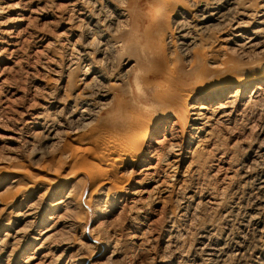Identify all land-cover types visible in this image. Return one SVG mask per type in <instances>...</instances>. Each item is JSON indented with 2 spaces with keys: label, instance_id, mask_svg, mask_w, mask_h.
I'll use <instances>...</instances> for the list:
<instances>
[{
  "label": "rangeland",
  "instance_id": "374dc122",
  "mask_svg": "<svg viewBox=\"0 0 264 264\" xmlns=\"http://www.w3.org/2000/svg\"><path fill=\"white\" fill-rule=\"evenodd\" d=\"M69 1L73 2L74 0L72 1L71 0H36V1L35 0L33 1L32 0H0V40H1L0 41V52H2L1 53L2 55L0 54V60H1L0 61V207L1 206L3 207V205L13 195H14L13 198H11L9 201L14 199V197L17 195V192L20 191L19 189L21 190L24 189V186L25 188H27L26 186H28L29 184H32V185L38 184L39 186L42 185L40 187L41 189H34L36 191L30 197V199L34 198L35 200H37L38 196L43 194V192L45 191V188H47L45 186H48L50 183L52 182L59 183L65 178H70L72 180L70 185L66 186L65 188H62V191L57 195V197L55 196V199L63 198V196L70 189L75 188L74 190H77V191L73 190L74 191L73 196L74 197L77 196L79 198L80 196L76 194L79 191L80 192L78 194H81V197L79 199L77 197L74 198L77 201H80V204L78 207L79 209L77 207L70 205L71 209L68 207L67 210H72V211L69 213V211L66 210V213H64V216L62 217L63 218L62 219L63 221H61L62 223L55 226V228H53V232L55 233L54 234L55 238L53 237V240H50L47 242L43 241L47 243V244L44 243L45 245L43 244V249L46 251H48V249L50 250V253H49L50 258L48 260L49 263H45V264H50V262L51 264L53 263L55 264L56 263L57 264H78L79 263L80 264L82 262H85V264H93V263L103 264V262L104 264H111V262H114L112 264H115V262L116 264H183L184 262H186L185 264L187 263L194 264L195 262L196 263L198 262L197 264H223V263L230 264V262L231 264L232 263L233 264H236V263L237 264H264V240H263L264 239V220H263L264 219V206H263L264 205V195L262 196L259 195L260 196L259 198H255V195H256L255 190H253L252 195L248 194L250 191L249 190L250 189L249 185H251L250 182L254 178H256L260 174V172H255L253 177H251L252 179L249 178L248 181H245V183H241L240 185L234 182V181H237L239 177L238 165H240L239 164L240 162L245 161L247 159L246 161L251 162L250 165L252 166V169H258L264 163V89H263L264 86H261L262 90H260L261 88L256 89L255 85L244 87L242 85L243 75L236 73L234 75L232 74L233 75L232 76L230 73H229L230 75H228V73L226 74L224 72L225 71L224 66L226 65L225 63L249 65V64H258L260 60H263L264 58V39H263L264 29H263V35H262V31L256 34L255 36L256 40L254 39V42H257V44L254 47H252L251 49H248L246 52L242 50L240 52L239 49H236V50L233 49L235 47H233L234 44H232L231 42L222 41L223 39L221 38H225L226 36L224 35L226 33V29H222L221 27L214 25L215 23L214 24L212 23L206 29L202 28L205 31L200 28H196L197 30L196 31V30H193L195 29V27L192 29L191 27L192 24L190 23L187 24V22L185 21L183 22V24H185L184 27L182 26L181 28L184 30V32L186 31L188 45H181L180 44L181 40L177 42V39H178L177 35H178L180 28L170 18L169 13H168V17L165 20H163L162 18H155V19L148 18L147 19L145 14H143L144 11L141 10V13H137V15H135L134 20H131L130 18L127 29L125 28L122 31V33H116L115 35L112 36L113 37L112 40L115 42L113 53L114 54L117 53V55H115V58H112L111 59L112 61L109 63L108 62L109 60H107L108 55H109L108 50L106 51L105 48L102 47V45H99L100 44L99 42L102 40V38H100L96 32H95L96 34L94 32L88 33V35L83 34L84 33L83 31L86 32V28H85L87 26L86 22L85 21L83 22L74 21L71 19V17L69 18V16H71L70 13H72L71 11L72 3H70ZM195 1L196 0H185V3L193 5ZM246 1L247 0H244L243 2L246 3ZM248 1L247 2L249 3V8L251 10L255 8L254 10L259 9L262 12L264 11V6H263L264 0H252V1L248 0ZM66 3H70V4L67 5ZM223 4H224L223 8L225 10H228L229 5L225 3ZM148 6L149 4H147L145 8ZM196 10L197 9L195 6L191 7V12L192 13L194 12V15L196 13ZM236 10L238 9L236 8ZM61 12L62 14L64 12V14L61 15ZM235 14L238 17L237 19L241 20L239 18H241L242 15H238L237 12ZM63 17H64L63 20L65 21L62 20ZM251 17L253 19H251ZM251 17H244L245 20L247 21L250 20L248 21L250 25L247 23L243 27V29L246 30L247 34H249L252 31V29L257 28L255 24V20H254L256 16H254L255 18L253 16ZM69 19H70V22H69ZM79 22H80V25H79ZM72 24L74 25V28L77 26V30L75 28L74 31L70 32L69 28H71ZM82 24L84 25V27ZM167 24L170 27L169 29H168ZM6 30L7 31L9 30L8 32L10 33H7ZM61 32L63 35L61 34ZM80 32L83 35H81ZM65 33L66 35H64ZM76 33L79 35V38H78V35H76ZM160 33H166L167 35H170L172 37V40H170L171 38L168 39L170 41L167 42L165 46H162V44L160 43L158 45V42H159L158 37ZM213 34L216 39L214 38ZM94 35H95V38H94ZM249 35H252V34L250 33ZM88 36H90L89 39H87ZM194 36H199V37H194ZM77 38L78 40L80 39L79 43H78ZM217 38L219 39L217 40ZM207 40H209L208 41L209 44L207 43ZM81 41L83 42V44ZM88 41H89L88 44H91L92 46L85 43ZM206 43L208 44V46H206L207 45ZM150 45H153L152 49L150 48ZM83 46L85 48H82ZM158 46L161 47L162 50L163 49L165 50L163 51L166 54V59L168 60V62L174 60V62L180 63L184 67V69H186L189 72L185 78L186 80H185L184 87L182 89H178L175 93H172L169 96L170 102L175 103L176 101L181 100L182 98H185L184 100H186L190 93L187 90L188 89L190 90V88L193 89L194 87V91H195L193 93L194 97L187 99V102H189L190 104H203L206 106V108L202 110V112L204 113L203 119L199 120V122L194 125L196 128L198 127V130L197 129L194 130L192 129V127H190L191 123H193V121H191V117H194V115H191L189 113V116H182L181 114L183 112V109L178 110V112L170 111L168 108H165L164 102L161 101L159 103H156L154 99L149 101V103L147 104L149 109H148V112L146 111L145 114L146 116L151 118V120L155 121L154 122L155 124L152 125L151 131L149 133L150 137L152 138V141H151L152 144H154V146H157V143L155 142L156 139L157 141L160 142L159 143L160 145H158L159 147L158 150L160 153L162 152L161 154H165V151H163L162 149L163 145L165 147L166 143L174 139L179 144H181L182 147H184L182 152L186 158H184L181 162L175 163L176 168H170L169 164H174V162L172 163L173 159H171L172 158L171 155H169L170 160L168 163V167L167 165L166 166H163L164 164L162 165L163 169L164 167H166L165 168L166 170H163L164 172H162V176L160 177L161 180L163 181H160V182H163V185L169 184L166 186L168 187V189L166 188V190H168L169 192L165 190L157 191L155 189H152L155 183L148 182L146 179H145L146 182L142 181V179L145 177L144 175H141V177L139 176V177H133V178L130 176L121 177L120 172L123 169V167L120 166L122 164V161H120L121 158L119 154H117V152L114 150L115 148L111 150V147L107 146L109 147L107 148L105 146L106 143L104 144L105 141L103 140V137H106L105 132L102 131L103 129L101 126L100 127L98 126V123H99L98 120L101 118L103 114L102 112H104V109L102 110L100 109L101 111L96 109L97 111H94V116L89 122L85 121V123L79 124L80 128L79 127L78 128L81 131V132L79 131V136H82V135L84 136H82V138L78 137L77 139L74 138L75 134L73 132L76 130V127L78 126L77 124L79 122H76V124H74L75 122H71V118L69 119L70 120L69 121L67 111H65L66 106H68L70 100L73 99L75 95L77 94L79 95L81 91H82V94L87 93V90H89L88 91L89 94L95 91V93H92L91 95L92 97H95V99H98L99 97L98 91L107 89L106 91L110 92L109 94L110 98L113 97V95L117 94L116 96L117 98L124 99L127 96L125 93L126 92L125 83L123 81L116 80V77L121 78L118 75L123 74V72L125 71H126V74L127 73L134 74V72H140V71L145 72V70L148 71L153 66L156 67L159 65L160 67L164 69L165 73L167 74V72L169 71V66H165V60L164 59L159 60L160 56L156 55L157 53H160V51L158 50L160 48ZM205 46H206V49H205ZM93 47H96V48H93ZM100 48L101 49L104 48V50H101ZM185 48H188V50L184 51ZM88 50L89 52H87ZM79 51L80 53H78ZM83 51L86 57L83 54ZM92 51L93 52L95 51L94 54L92 53ZM96 51H99L97 55H96ZM88 55L90 56V58ZM91 56H93L92 58L94 60L91 58ZM197 56L199 58L196 59ZM203 57H207V58L204 59ZM75 58H77L78 60L81 58V61L80 60L76 61ZM99 58L102 62L101 65H99V63H101L100 61H98ZM90 61L94 63L93 66L96 69H99V68L101 69L100 66H103L102 69L104 70H108L109 68L114 69L115 67V69L113 70V74L116 77L114 75H111V76L106 77L104 81L103 80H100L99 82L96 81L95 84L94 83L91 84V85H94L92 87L96 89L90 88L91 86H87L88 85L87 83L90 82V79L93 75L86 76L84 74V72H86V68L90 66L88 65ZM73 62L75 63L74 65H73ZM69 63L72 66L71 65L68 66ZM205 65L207 66L206 68H204ZM93 66L91 67V70H93ZM69 67L70 69L75 68L74 71L73 69H71L73 71L72 74H70L71 70L69 69ZM202 68L205 70V72ZM198 70H201V73L206 74V75H203L204 76L203 78H202V74H200L201 77H199V80L200 79L207 80L206 82H204V83H207V86H205L206 87L205 89L204 88L198 89L197 85L199 81L197 82V80H195L194 75H191L197 72ZM225 76H231L229 80L226 81L228 84H230V88L225 91V96H224L225 98L223 97L222 99H216V98H211L209 96H206L205 93L209 91L208 88H210L211 90L214 89L217 86L216 84H218L217 80L221 78H226ZM78 78L80 79L78 80ZM84 81H87V83ZM118 81H120L121 83H119ZM104 82L108 84L106 85L107 88L105 87ZM98 83H100V85L102 86H100ZM122 83L124 86L122 85ZM84 85H85V88L88 87L89 89L86 88L87 89L86 90L84 88ZM82 88L86 91H84ZM255 90L257 91V93L252 92ZM257 94L259 96H257ZM50 96H52L53 98ZM61 97L62 98L67 97L68 100L66 99L65 101V98L61 100L62 99ZM54 98H56V100ZM115 101H113V103H115ZM226 101L228 102L226 104L227 112H230V113L229 115L222 117V115H220L222 114V112H220L221 108L219 106L221 105V103L223 104V102H226ZM231 103L233 106L231 105ZM41 105H44V106H41ZM46 105L49 107H47ZM109 106L110 105H108L106 108H109ZM229 108L232 110H230ZM42 109L43 111L45 110L48 112L50 111L49 113L51 115L55 112V114L53 115L54 117L57 118V119L55 118V120L56 121L58 120L59 123L63 124L66 122L63 125L61 124L62 126L61 125L59 126L58 129L60 131L57 130V132L59 133L62 132L63 134L62 133L60 135L57 134V137L53 139L54 141L53 140L46 141V140H41L40 138L38 139V137L36 138L34 137L33 141L30 140L26 142L25 140L28 139V135H30V131L33 129L31 127L32 126L31 121L33 120L32 117H34L35 114L41 111ZM58 109H60L61 111ZM98 111H100L101 113L100 117H97L99 115ZM234 111L235 112L237 111V113H235ZM227 116H229L230 118L228 117L229 118L228 119ZM96 117L97 119H94ZM93 120H95L94 121L95 123L93 122ZM206 120L208 122H206ZM201 121L205 123L204 126L206 124L208 125H206V127L204 126L202 127L203 123ZM92 122L93 124H91ZM71 123H73V125ZM90 124L92 127L90 126ZM23 126L24 128H21ZM93 126H97V127H93ZM85 127L86 129L87 128L88 129L84 130L82 133V130L85 129ZM91 128H93V130ZM95 128H96V131L99 130L100 132L101 131L104 132V134L102 133L103 134L102 137H100L99 134L97 133L95 135V132H96L94 131ZM89 130L91 131V133L93 131L94 132L93 134L99 139V140L97 139L98 140L97 142L96 140L94 141V139L91 140L92 138L90 139V135L88 134ZM211 131L213 132L211 133ZM25 132H27V134L29 132V134L27 135ZM85 135H88L89 138ZM94 135H93V138L96 139ZM87 139L88 140L90 139L91 141L89 142H92V143H89ZM31 142H33V145L31 144ZM78 142L80 143L82 142V143L80 144ZM82 144H86L87 147H85V145H82ZM248 148L250 150H248ZM225 150L226 152H224ZM193 152H195L196 154ZM111 153L113 154L112 158H111ZM190 154L192 155L195 154V155L192 156ZM220 155H223L224 157L223 156L221 157ZM96 156L98 157L96 158ZM102 156H104L103 159H102ZM232 156L233 157L235 156V157L232 159ZM228 157H230V159ZM115 158L117 160H115ZM190 158L193 159L195 164L191 162ZM221 158L222 159L224 158V159L221 160ZM235 159L237 163L236 167L233 166ZM224 161L225 163H223ZM188 163L190 164L188 165ZM90 165H92L93 169H91ZM14 168H17V169H14ZM20 168H22L21 172H19ZM224 168L225 169L227 168V169L225 170ZM9 169H11V171ZM84 169L88 173L85 172ZM88 169H91V171H99L98 173H100V177L98 176L97 172H96L97 176H96V173L95 175L90 173L91 174V177H90L89 176L90 170ZM230 170L232 172H230ZM16 171H17V175L15 176L14 172ZM166 171H167L168 176L166 175ZM233 172H236V173H233ZM20 173H22L23 175H20ZM101 174L104 177H102ZM184 174L185 176H183ZM93 175L94 177H92ZM105 175L110 176L112 179L117 177V180L114 179L116 181L114 182L115 183L114 187L109 185L111 188L113 187V189H110L109 186H107L106 189L100 188L102 187L101 183L103 182V179L107 177ZM118 175H120V177ZM171 176L172 178H174V180H172ZM221 177H223L225 180H223V178ZM118 178L122 180L120 181L121 183L117 182L120 180V179L118 180ZM230 178L232 181L230 180ZM18 179L19 181H17ZM77 180L79 181L77 182ZM100 180H102V182ZM136 180H139V181L137 182ZM165 181L168 183L165 184ZM15 182L18 183L17 187H15L16 186ZM99 182H100V185L98 184ZM179 182H180V185H179ZM230 182H232V184H230ZM10 183L12 184L10 185ZM118 183L121 184V185L119 184V187H118ZM122 184H124L125 186L124 188ZM235 184L237 185L235 186ZM12 185L13 186L15 185V186L12 188L11 187ZM32 185H29L28 188H30V186ZM72 185L74 186V188L72 187ZM97 185L100 187H98ZM142 186H147L148 193L143 195V200H144L143 202L145 201L146 202L144 204L143 202L139 204H134L133 202L130 201L132 195H130L129 193L135 187H142ZM120 187H122L123 189L122 191L121 189H118ZM241 188L246 189V190H243ZM109 189L111 191H109ZM198 190H199V193H198ZM90 191L92 193H90ZM241 192H242V196L240 197ZM96 193H98L97 197H95L96 195H94ZM60 194L62 195L59 196ZM91 194L93 195L92 197L94 198L93 200H91L92 202L90 201L88 202V200L91 197ZM154 195L156 199L154 198ZM87 196H90V197L88 198ZM151 196L153 197V201L150 200V198L152 199ZM200 196H202V198ZM257 200L259 201L257 202ZM96 201H98L99 203ZM155 201H158V202H155ZM189 203H191L192 205ZM240 203H243V204H240ZM245 203L247 204L246 206H245ZM128 206L130 207V209ZM144 206H147V207L145 208ZM121 208H123L122 212H121ZM237 209L239 211H237ZM244 212H245V215H244ZM46 215H48V213H46ZM76 215L79 218L82 217V219H79ZM249 215L251 219H249L250 218ZM45 217L47 216L41 217L40 221H38L39 220L38 219L35 222V225L33 224V227H31V229L27 228L26 230V227H25L24 231L21 230L19 234L16 235L17 241H15V239L11 241V242H14L12 243V245H9V246L7 245L5 247H2V248H5L4 251H6L7 256H4V262H1V264L3 263L4 264H26L24 262L25 260H27L25 257L27 255H30L31 252L34 251L35 248L39 246L42 242L41 240L40 241L31 240V236L38 235V233L41 232L45 227L51 226L53 224L52 222H49V221L47 222V219L46 220L44 219L47 224L45 223V221H44L45 224L41 223V221ZM76 217L80 220L79 222L76 221L78 220L76 219ZM7 218L13 219V218H9L8 216ZM226 218L228 221L226 220ZM238 219H239V222H237ZM37 222L40 224H38ZM247 222H248V225H247ZM238 223H240V225ZM72 224L75 226L77 225V226L75 227ZM20 227H24L23 222L19 223L18 226L14 228H20ZM81 227H83V229ZM169 227H171V230L169 229ZM91 228H94V229H91ZM146 229H148L146 233H149V234H144ZM168 229L170 232L169 231L167 232ZM61 231H64V232H61ZM226 231H228L229 234ZM97 232L99 233V236ZM212 233H214L217 238L215 237L214 234L212 235ZM110 234L113 236H111ZM133 234L135 235L136 238L134 237ZM251 234L253 237H251ZM146 236H147V239H145ZM63 237H65L66 239ZM168 237H170L171 239L170 238L168 239ZM17 238L21 239V241L20 240L18 241ZM69 238L72 242L68 241ZM78 239H80V241ZM73 240L76 243H74ZM117 240L119 241V244ZM260 240H261V243H260ZM105 241L107 242L111 241L112 245L115 244V246H113L114 248H111L110 250L104 249L105 243H106ZM141 241L143 242L141 243ZM17 242H19L20 244L19 243L17 244ZM117 244L119 245V248L117 247L118 246ZM14 245H16V247ZM262 246L263 248L261 249L260 247ZM65 247L67 248L71 247L70 249H68L69 251H67L66 254L63 253V248ZM78 249L82 251L79 252ZM209 249H212L213 253H215V256L213 257L214 259H210V257H207V255L205 254ZM197 251H199V253ZM90 252H93V253L89 254ZM53 253H55L56 255H54ZM227 253H230L231 255ZM9 254L10 256H8ZM226 254L229 256H227ZM196 255L199 256V258ZM201 255L204 256L203 257L204 259L202 258ZM233 257L235 258V261L233 260ZM216 258L218 259V261L215 260ZM253 258L254 260H252ZM34 262H38V260Z\"/></svg>",
  "mask_w": 264,
  "mask_h": 264
},
{
  "label": "bare ground",
  "instance_id": "6f19581e",
  "mask_svg": "<svg viewBox=\"0 0 264 264\" xmlns=\"http://www.w3.org/2000/svg\"><path fill=\"white\" fill-rule=\"evenodd\" d=\"M33 1V0H32ZM36 1V0H35ZM72 1V0H71ZM241 0H196L195 3L192 5V4H187L185 3V0H74L73 2H70L72 3L71 6V11L72 13H70L71 16H69V18L71 17L72 20L74 21H85L87 26L85 27L86 28V32L83 31L84 33L83 34H87L88 33H92V32H96L97 35L102 38V40L98 43L99 45H102V47L105 48V50L107 51L108 50V59L109 60L108 62L110 63L112 60V58H115V55L113 52H114V45H115V42L112 40V36L115 35L116 33H122V31L129 25V21H130V18L131 20H134V17L135 15H137V13H141V10L144 11L143 14H145V16L147 17V19H155V18H162L163 20H165L167 17H168V13H169V16L170 18L174 21V23L180 28L179 32H178V39H177V42H179L180 40V44L181 45H188L187 43V37H186V31L184 32V30L181 28L182 26L184 27L185 24H183V22H187L192 24V29L195 27V29L193 30H196V28H207L209 27L212 23L218 27H221L222 29H226V33L224 35L225 38H221L223 39L222 41H225V42H231L233 45V48L234 50L236 49H239L240 52L241 50L246 52L248 49H251L252 47H254L257 42H254V39H255V36L257 33H259L260 31H262V35H263V29H264V11L262 12L261 10H251L249 8V1L246 3L241 1ZM252 1V0H250ZM26 2V1H25ZM29 3V1H28ZM70 3H66L67 5L70 4ZM227 4L229 5V8L228 10H225L223 8L224 4ZM251 3V2H250ZM254 3V2H253ZM252 3V5H253ZM65 4V5H66ZM149 4L148 7L145 8V6ZM260 5V4H258ZM192 6H195L196 7V13L194 15V12L192 13L191 12V7ZM264 6V4H263ZM66 7V6H65ZM64 7V8H65ZM227 7V6H226ZM239 7V8H238ZM68 8V6H67ZM70 8V7H69ZM236 8L238 10H236ZM261 8V6H260ZM263 8V7H262ZM64 10V9H62ZM68 10V9H67ZM70 11V10H69ZM66 12V10H65ZM233 12V13H231ZM238 13V15H242L241 20H238L237 16L235 13ZM51 14V13H50ZM64 14V12H63ZM62 12H61V15H63ZM68 14V13H67ZM52 15V14H51ZM59 15V16H61ZM251 16H256V18L254 19L255 20V24L257 26V28L255 29H252V31L250 32L252 35H249L246 33V30L243 29L244 25L245 24H249L248 21L250 20H245L244 17H251ZM48 17V16H47ZM145 17V18H146ZM240 17V16H239ZM61 19V17H60ZM64 19V17L62 18V20ZM251 19H253L251 17ZM168 20V19H167ZM65 21V20H63ZM252 21V20H251ZM67 22V21H66ZM69 22H70V19H69ZM72 22V21H71ZM73 23V22H72ZM75 23V22H74ZM69 24V23H68ZM186 24V25H187ZM78 25V24H77ZM79 25H80V22H79ZM83 25V24H82ZM81 25V27H82ZM250 25V24H249ZM76 26V25H75ZM168 26V29L170 28L169 25L167 24ZM176 26V27H177ZM188 26V25H187ZM186 26V27H187ZM190 26V25H189ZM215 26V27H216ZM247 26V25H246ZM70 27V26H69ZM80 27V26H79ZM78 27V29H79ZM84 27V25H83ZM185 27V29H186ZM212 27V26H211ZM214 27V26H213ZM76 30H77V26L75 27ZM74 28V25L72 24L71 28H69V31L72 32L75 30ZM68 29V27H67ZM83 29V28H82ZM81 29V30H82ZM221 29V30H222ZM85 30V29H84ZM204 30V29H202ZM213 30V29H212ZM211 30V31H212ZM9 31V30H8ZM6 30L7 33H10ZM80 31V30H79ZM178 31V29H177ZM197 31V30H196ZM205 31V30H204ZM228 31V32H227ZM82 32V31H81ZM80 32V33H81ZM192 32V31H191ZM195 32V31H194ZM208 32V31H207ZM95 33V34H96ZM210 33V32H209ZM221 33V32H220ZM223 33V32H222ZM62 34V32H61ZM69 34V33H68ZM81 33V35H83ZM261 34V33H260ZM63 35V34H62ZM66 35V33L64 34ZM76 35H78L76 33ZM198 35V34H197ZM217 35V34H216ZM222 35V36H224ZM91 36V35H90ZM87 39H89V37ZM189 36V34H188ZM201 36V35H200ZM212 36V35H211ZM214 36V34H213ZM260 36V35H258ZM81 37V36H80ZM194 37H199V36H194ZM78 38H79V35H78ZM77 38V40H78ZM82 38V37H81ZM86 38V37H85ZM94 38H95V35H94ZM169 38H171L170 40H172V37L170 35H167L166 33H160L159 34V37H158V45L159 43L162 44V46H165V44L167 42H169L170 40H168ZM191 38V37H190ZM208 38V37H207ZM215 38V36H214ZM212 38V39H214ZM260 38V37H259ZM93 39V37H92ZM97 39V38H96ZM196 39V38H195ZM216 39V38H215ZM219 38H217L218 40ZM264 39V38H263ZM80 40V39H79ZM79 40H78V43H79ZM82 40V39H81ZM86 40V39H84ZM83 40V41H84ZM91 40V39H90ZM99 40V39H98ZM97 40V41H98ZM168 40V41H167ZM190 40V39H189ZM193 40V39H192ZM206 40V39H205ZM256 40V39H255ZM1 41V40H0ZM67 41V40H66ZM209 40H207V43H208ZM82 42V41H81ZM96 42V41H95ZM94 42V43H95ZM260 42V41H259ZM262 42V41H261ZM86 44L89 43L88 42H85ZM93 43V44H94ZM206 43V44H207ZM17 44V43H16ZM83 44V42H82ZM81 44V45H82ZM199 44V43H198ZM209 44V43H208ZM208 44L206 46H208ZM225 44V43H224ZM261 44V43H260ZM90 46H92L91 44H88ZM87 45V46H88ZM122 45V44H120ZM226 45V44H225ZM97 46V45H96ZM206 46H205V49H206ZM210 46V45H209ZM99 47V46H98ZM159 47V46H158ZM202 47V46H201ZM228 47V46H227ZM258 47V46H257ZM256 47V49H257ZM82 48H85L84 46ZM90 48V47H89ZM93 48H96V47H93ZM101 49V50H104ZM150 48L152 49L153 48V45H150ZM160 49H158L160 51V53H157L156 55H159L160 58L159 60H165V66H169V71L167 72V74L165 73L164 69L162 67H160L159 65L156 66V67H152L151 69H149L148 71L145 70V72L143 71H140V72H134V74L132 73H127L126 74V71L123 72V74H119L118 76H120L121 78H117L114 74H113V70L115 69H108V70H104L102 69L103 66H100L101 69H96L94 68V63L92 61H90V63L88 65L90 66H86V72H84V74L86 76L88 75H93L90 79V82L87 83V81H84L86 82L87 86H91L90 88H93L92 86L94 85H91V84H95L96 81L99 82L100 80H105L106 77L108 76H111V75H114L116 77V80H120V81H123L125 83V86H126V97L124 99H119L117 98V94L116 95H113V97L110 98V92L106 91L107 89H104V90H101V91H98V99H95V97H92V93H95V91L93 89H96V88H93L92 90L94 92H91L90 94L88 93L89 89L88 87L85 88V85H84V88L87 90V93H84L82 94V91L81 93L78 95H75V97L73 99L70 100L68 106H66V110L67 111V114H68V120L71 118V122H75L74 124H76V122H79L76 127V130L73 132L75 134V139H77L78 137H81L84 136H79V131H80V127H79V124H82V123H85V121H90L93 116H94V111H97L96 109L98 110H102L104 109V112H102V116H101V113L100 111L99 112V115L97 117H100L101 118L98 120L99 123H98V126L102 127V131L105 132V136L106 137H103V140L105 141L104 144L106 143V147L109 146L111 147V150L113 148H115L114 150L117 152V154H119L121 160L122 161V164L120 166L123 167V169L121 170L120 172V175L121 177H127V176H130V177H141V175H144L145 177L142 179V181H145V179L148 181V182H153L155 183L153 188L152 189H155L157 191H161V190H165V191H168L166 190V188L168 189V187H166L167 185L169 184H166L168 182L165 181V184L166 185H163V182H160V181H163L161 180V176H162V172H164L163 170H166L164 167L163 169V166H166L168 167V163H169V160H170V156L171 155V159L172 160V163L174 162V164H169L170 165V168H176V164L175 163H178V162H181L184 158H186L184 155H183V148L181 144H179L175 139L166 143L165 147L163 145V151H165V154H161L158 150V145H160L159 141H157L156 139V143H157V146H154V144H152V138L150 137V131H151V127L152 125H154L155 121L154 120H151V118H149L148 116H146V111L148 112V106L147 104L149 103V101H151L152 99H154V101L156 103H159V102H164L165 103V108H168L170 111H175V112H178V110L180 109H183V112H182V116H189V113L191 115H194V117H191V121H193V123H191L190 127H192V129H197L198 130V127L196 128L194 125L196 123L199 122V120L203 119V112L202 110L206 108L205 105L203 104H190L189 102H187V99H190L192 97H194V87L193 89L190 88V90L188 89L187 91H189V96L186 100H184L185 98H182L181 100H178L176 101L175 103H171L170 100H169V96L172 94V93H175L178 89H182L185 85V78L186 76L188 75V71L186 69H184V67L180 64V63H177V62H174L173 61H169L166 59V54L164 53V51L161 49V47H159ZM227 49V48H226ZM225 49V50H226ZM90 50V49H89ZM89 50L87 52H89ZM99 50V49H98ZM156 50V49H155ZM182 50V49H181ZM188 48H185L184 51H187ZM72 51V50H71ZM85 51V50H84ZM84 51H83V54H84ZM105 51V52H106ZM228 51V50H227ZM253 51V50H252ZM255 51V50H254ZM77 52V51H76ZM95 52V51H94ZM94 52L92 51V53L94 54ZM191 52V51H190ZM230 52V51H229ZM251 52V51H250ZM2 52H0L1 54ZM70 53V52H69ZM68 53V54H69ZM80 53V51L78 52ZM86 53V52H85ZM91 53V54H92ZM97 53H99V51H96V55ZM102 53V52H101ZM156 53V52H155ZM185 53V52H184ZM232 53V52H231ZM230 53V54H231ZM88 54V53H87ZM107 54V53H105ZM244 54V53H243ZM242 54V55H243ZM2 55V54H1ZM80 55V54H79ZM82 55V54H81ZM85 55V54H84ZM90 55V54H89ZM88 55V56H89ZM190 55V54H189ZM197 55V54H196ZM67 56V55H66ZM72 56V54H71ZM122 56V55H121ZM200 56V55H199ZM207 56V55H206ZM245 56V55H244ZM77 57V56H75ZM79 57V56H78ZM81 57V56H80ZM86 57V55H85ZM93 56H91L92 58ZM96 57V56H95ZM157 57V56H156ZM169 57V56H168ZM194 57V55H193ZM71 58V57H70ZM82 58V57H81ZM81 58L79 59L81 61ZM90 58V56H89ZM106 58V57H105ZM158 58V57H157ZM170 58V57H169ZM192 58V56H191ZM199 58L198 56L196 57V59ZM204 59L207 58V57H203ZM76 61L78 60L77 58H75ZM93 59V58H92ZM118 59V58H117ZM72 60V59H71ZM78 60V61H79ZM94 60V59H93ZM1 61V60H0ZM83 61V60H82ZM100 58H99V60ZM104 61V60H102ZM114 61V60H113ZM128 61V60H127ZM72 62V61H71ZM75 62V60H74ZM73 62V65L75 64ZM95 62V61H94ZM97 62V61H96ZM141 62V60H140ZM187 62V61H186ZM77 63V62H76ZM80 63V62H79ZM99 63V62H98ZM105 63V62H104ZM103 63V65H104ZM114 63V62H113ZM97 64V63H96ZM95 64V65H96ZM101 63H99V65H101ZM112 64V63H111ZM222 64V63H221ZM226 65L224 66V72L228 75H234L236 73H239L241 75H243V80H242V85L244 87H249L251 85H255L256 89H259L261 88L260 90H262V87L261 86H264V58L263 60H260V62H258V64H249V65H245V64H228V63H225ZM66 65V64H65ZM71 64L69 63L68 66H70ZM83 65V64H82ZM85 65V64H84ZM87 65V64H86ZM98 65V67H99ZM108 65V64H107ZM153 65V64H151ZM66 66V67H68ZM72 66V65H71ZM93 66V70H91V67ZM216 66V65H214ZM223 66V65H222ZM74 67V66H73ZM96 67V66H95ZM150 67V66H149ZM198 67V66H197ZM207 66L205 65L204 68H206ZM77 68V67H76ZM79 68V67H78ZM106 68V66H105ZM65 69V68H64ZM70 69V67H69ZM73 69V68H71ZM70 69V70H71ZM75 69V68H74ZM73 69V71H74ZM203 69V68H202ZM69 70V71H70ZM85 70V68H84ZM96 70V71H95ZM120 70V68H119ZM204 70V69H203ZM72 70L70 71L72 74L73 72ZM82 71V69H81ZM122 71V70H121ZM64 72V71H62ZM115 72V71H114ZM205 72V70H204ZM61 73V71H60ZM69 73V72H68ZM67 73V74H68ZM230 73V74H229ZM64 74V73H63ZM69 74V76H70ZM83 74V76H84ZM202 74V78L204 77L203 75H206L204 73H201V70H198L197 72L191 74V75H194L195 77V80H197L198 82V89H205L207 86V83H204L206 82L207 80L206 79H200L199 80V77H201ZM238 74V75H239ZM123 75V76H122ZM232 75V76H233ZM237 75V76H238ZM68 76V75H67ZM224 77V76H223ZM226 78H221V79H218V84H216L217 86L214 88V89H209V91H207L205 93L206 96H209L211 98H216V99H222L224 96H225V91L228 90L230 88V84H228L226 81L229 80V78L231 76H225ZM241 77V76H240ZM82 78V77H81ZM111 78V77H110ZM68 79V78H67ZM80 78H78L79 80ZM81 81V80H80ZM83 81V79H82ZM108 81V80H107ZM110 81V80H109ZM120 81H118L119 83H121ZM83 82V83H84ZM241 82V81H240ZM79 83V82H78ZM105 83V87L107 88L106 85V82ZM114 83V82H113ZM151 85H150V84ZM80 84V83H79ZM100 85V83H98ZM111 84V82H110ZM97 85V86H99ZM120 85V84H119ZM123 85V83H122ZM153 85V86H152ZM96 86V85H95ZM102 86V85H100ZM104 86V84H103ZM124 86V85H123ZM110 88V87H109ZM212 88V87H211ZM83 89V88H82ZM99 89V88H98ZM264 89V88H263ZM84 90V89H83ZM84 90V91H86ZM91 90V89H90ZM239 90V89H238ZM237 91V90H236ZM259 91V90H258ZM52 92V90H51ZM49 92V93H51ZM253 93H257V91H252ZM79 93V92H77ZM261 93V91H260ZM259 93V95H260ZM49 95V94H48ZM112 95V94H111ZM184 95V94H183ZM229 95V94H228ZM233 95V94H232ZM231 95V96H232ZM256 95V94H255ZM257 94V96H259ZM67 96V95H66ZM74 96V95H72ZM94 96V94H93ZM96 96V94H95ZM240 96V95H239ZM49 97V96H48ZM52 97V96H50ZM184 97V96H183ZM53 98V97H52ZM62 98V97H61ZM65 97H63L61 100H63ZM69 98V97H68ZM72 98V97H70ZM225 98V97H224ZM231 98V97H230ZM56 100V98H54ZM58 99V98H57ZM67 97L65 98V101H66ZM116 99V101H115ZM234 99V98H233ZM52 100V99H51ZM68 100V99H67ZM239 100V99H238ZM237 100V101H238ZM64 101V102H65ZM113 101H115V103H113ZM236 101V100H235ZM57 102V101H56ZM68 102V101H67ZM234 102V101H233ZM44 103V102H43ZM228 102H223V104L221 103V105L219 106L221 108L220 112H222V117H225L226 115H229L230 112H227V104ZM175 104V106H174ZM236 104V103H235ZM246 104V103H245ZM108 105L109 108H106ZM232 105V103H231ZM237 105V104H236ZM41 106H44V105H41ZM47 106V105H46ZM55 106V105H54ZM233 106V105H232ZM235 106V105H234ZM245 106V105H244ZM49 107V106H47ZM53 107V105H52ZM57 107V106H56ZM64 107V106H63ZM46 108V107H45ZM233 108V107H232ZM61 109V108H60ZM58 109V110H60ZM223 109V110H222ZM230 109V108H229ZM238 109V108H237ZM232 110V109H230ZM244 110V109H243ZM242 110V111H243ZM246 110V109H245ZM38 111V110H36ZM55 111V110H54ZM61 111V110H60ZM241 111V112H242ZM50 112V111H49ZM48 111H43V109L39 112H37L35 114L33 118V120L31 121L32 123V130L30 131V135L29 132L27 134V132H25L27 135H28V139L25 140L26 142L27 141H30L32 140L33 141V138L35 137H38V139L40 138L41 140H53L55 139V137H57V134H61L62 132H57V130H59V126L62 124V123H59L58 120L56 121L53 114H55V112L51 115ZM219 112V113H220ZM235 112V111H234ZM33 113V112H32ZM49 113V114H48ZM60 113V112H58ZM63 113V112H61ZM237 113V111L235 112ZM240 113V112H239ZM57 114V112H56ZM27 115V114H26ZM66 115V114H65ZM190 115V116H191ZM233 116V115H232ZM58 117V116H57ZM62 117V115H61ZM94 118V119H97ZM229 116H227L228 118ZM60 118V117H59ZM65 118V116H64ZM230 118V117H229ZM228 118V119H229ZM57 119V118H56ZM61 119V118H60ZM66 121V120H65ZM70 121V120H69ZM95 120H93L94 122ZM220 121V120H219ZM223 121V120H222ZM232 121V120H231ZM93 122L91 124H93ZM202 122V121H201ZM205 122V121H204ZM206 122H208L206 120ZM225 122V120H224ZM66 123V122H65ZM63 123V124H65ZM95 123V122H94ZM167 123V122H166ZM203 123V122H202ZM231 123V122H230ZM229 123V124H230ZM62 124V125H63ZM70 124V122H69ZM73 125V123H71ZM90 124V126H91ZM97 124V123H96ZM205 123L202 124V127L204 126ZM29 125V124H27ZM61 125V126H62ZM68 125V124H66ZM71 125V126H72ZM86 125V124H85ZM198 125V124H197ZM208 125V124H206ZM206 125L204 127H206ZM227 125V124H226ZM76 126V125H75ZM81 126V125H80ZM69 127V126H68ZM79 127V128H78ZM84 127V126H83ZM89 127V126H88ZM92 127V126H91ZM93 127H97V126H93ZM174 127V126H173ZM209 127V126H208ZM21 128H24L21 127ZM73 128V127H72ZM201 128V127H200ZM29 129V128H28ZM63 129V128H62ZM75 129V127H74ZM79 129V130H78ZM88 129V128H87ZM86 127L85 129L82 130V133L84 130H87ZM93 130V128H91ZM90 129V130H91ZM30 130V129H29ZM89 130V135H90V139L94 141L96 140V142L99 140L95 135L96 133L99 134L100 137H102V135L104 134V132H100L99 130L96 131V128L94 129L95 132V135L93 134L94 132ZM60 131V130H59ZM67 131V130H66ZM73 131V130H72ZM158 131V130H157ZM156 131V132H157ZM174 131V130H173ZM207 131V130H206ZM209 131V130H208ZM22 132V131H21ZM69 132V130H68ZM81 132V131H80ZM99 132V133H98ZM189 132V130H188ZM202 132V131H201ZM213 131H211L212 133ZM20 133V132H19ZM65 133V132H64ZM91 133V134H90ZM103 133V134H102ZM170 133V132H169ZM63 134V133H62ZM67 134V132H66ZM72 134V133H71ZM87 134V133H86ZM180 134V133H179ZM209 134V133H208ZM23 135V134H22ZM73 135V134H72ZM93 135L95 138H93ZM165 135V134H164ZM170 135V134H169ZM207 135V133H206ZM214 135V134H213ZM212 135V136H213ZM24 136V135H23ZM62 136V135H61ZM88 137V135H85ZM178 136V135H177ZM192 136V135H191ZM10 137V136H9ZM20 137V136H19ZM59 137V136H58ZM86 137V138H87ZM150 137V138H149ZM11 138V137H10ZM72 138V137H71ZM84 138V137H83ZM89 138V137H88ZM175 138V137H174ZM178 138V137H177ZM13 139V138H12ZM24 139V138H23ZM57 139V138H56ZM73 139V138H72ZM74 139V140H75ZM80 139V138H79ZM88 140L91 141V140ZM98 139V140H97ZM102 139V138H101ZM40 140V141H41ZM82 140V139H81ZM86 140V141H87ZM24 141V140H23ZM36 141V140H35ZM54 141V140H53ZM60 141V139H59ZM56 142V141H55ZM80 143V142H78ZM82 143V142H81ZM80 143V144H81ZM89 143H92V142H89ZM100 143V141H99ZM181 143V142H180ZM190 143V142H189ZM25 144V143H24ZM31 144L33 145V142H31ZM82 145H85L86 144H82ZM189 145V144H188ZM262 145V144H261ZM89 146V145H88ZM162 146V145H161ZM192 146V145H191ZM254 146V145H253ZM82 147V146H81ZM90 147V146H89ZM107 147V148H109ZM263 147V146H262ZM161 148V147H160ZM186 148V147H185ZM216 148V147H215ZM261 148V147H260ZM84 149V148H83ZM87 149V148H86ZM190 149V148H189ZM194 149V148H193ZM191 149V150H193ZM253 149V148H252ZM258 149V148H257ZM161 150V149H160ZM217 150V149H216ZM248 150H250L248 148ZM87 151V150H86ZM188 151V150H187ZM195 151V150H193ZM220 151V150H219ZM223 151V150H222ZM221 151V152H222ZM256 151V150H255ZM84 152V151H83ZM108 152V151H107ZM112 152V151H111ZM114 152V151H113ZM218 152V151H217ZM226 152V150L224 151ZM103 153V152H102ZM101 153V154H102ZM110 153V152H109ZM195 153V152H193ZM229 153V152H228ZM254 153V152H253ZM259 153V152H258ZM116 154V155H117ZM168 154V155H167ZM196 154V153H195ZM193 154V155H195ZM222 154V153H221ZM224 154V153H223ZM232 154V153H231ZM261 154V153H260ZM103 155V154H102ZM113 154L111 153V158L113 157L112 156ZM192 155V154H190ZM189 155V156H190ZM192 155V156H193ZM258 155V154H257ZM118 156V157H119ZM169 156V157H168ZM197 156V155H196ZM221 157L223 155H220ZM228 156V155H227ZM236 156V155H235ZM234 156V157H235ZM98 156H96L97 158ZM104 156H102V159H103ZM115 157V156H114ZM224 157V156H223ZM232 156V159L234 158ZM250 157V156H249ZM256 157V156H255ZM198 158V157H197ZM226 158V157H225ZM230 159V157H228ZM262 158V156H261ZM119 159V158H118ZM191 159V158H190ZM224 159V158H223ZM221 158V160H223ZM259 159V158H258ZM101 160V159H100ZM115 160H117L115 158ZM189 160V159H188ZM200 160V159H198ZM247 160V159H246ZM242 161L240 162L238 165V180L237 181H234L236 182L237 184H241V183H245V181H248L249 178L253 177V175L255 174V172H260V174L254 178L249 185L250 187V191L248 194H251L252 195V192L253 190H255V198H259L260 196L259 195H264V163L258 168V169H252V166L250 165L251 162L249 161ZM251 160V159H250ZM257 160V159H256ZM260 160V159H259ZM205 161V160H204ZM207 161V160H206ZM218 161V160H217ZM92 162V161H91ZM103 162V161H102ZM100 162V163H102ZM166 162V163H165ZM191 162L194 163L193 159H191ZM190 162V163H191ZM196 162V160H195ZM104 163V162H103ZM188 163V165L190 164ZM225 163V161L223 162ZM91 164V163H90ZM164 164V165H163ZM195 164V163H194ZM236 159H235V162L233 163V166H237L236 165ZM163 165V166H162ZM192 165V164H191ZM201 165V164H200ZM224 165V164H223ZM228 165V164H227ZM91 166V169L92 168V165ZM89 166V167H90ZM119 166V167H120ZM218 167V166H217ZM226 167V166H225ZM13 168V167H12ZM11 168V169H12ZM220 168V167H219ZM223 168V167H222ZM228 168V166H227ZM226 168V169H227ZM11 169H9L11 171ZM14 169H17V168H14ZM19 169V168H18ZM21 169L20 168V171L21 172ZM91 169H88L90 170L89 172V176L91 177V174H94L99 171H91ZM120 169V168H118ZM168 169V168H167ZM217 169V168H216ZM225 169V168H224ZM225 169V170H226ZM174 170V169H173ZM176 170V169H175ZM193 170V168H192ZM220 170V169H219ZM222 170V169H221ZM232 170V169H231ZM230 170V172H232ZM8 171V170H6ZM23 171V170H22ZM85 171V169H84ZM196 171V170H195ZM218 171V170H217ZM224 171V170H223ZM24 172V171H23ZM22 172V173H23ZM87 172V171H85ZM84 172V173H85ZM170 172V171H169ZM168 172V173H169ZM22 173H20V175H23ZM83 173V174H84ZM88 173V172H87ZM91 173V174H90ZM97 173H96V176H97ZM218 173V172H217ZM221 173V172H220ZM224 173V172H223ZM233 173H236V172H233ZM173 174V173H172ZM14 175L16 176L17 175V171L14 172ZM94 175L92 177H94ZM120 175H118L120 177ZM166 175H167V171H166ZM226 175V174H225ZM72 176V175H71ZM98 176L100 177V173H98ZM102 176V174H101ZM107 176L106 178L103 179V182L102 180H100L102 183V189H106L107 186H113L115 185L114 182H116L115 180H117V177L112 179L110 176L108 175H105ZM168 176V175H167ZM166 176V177H167ZM170 176V175H169ZM173 176V175H172ZM171 176V178H172ZM185 176V174L183 175ZM229 176V175H228ZM231 176V175H230ZM18 177V176H17ZM69 177V176H67ZM104 177V176H102ZM128 177V178H130ZM143 177V176H142ZM164 177V176H163ZM165 177V178H166ZM177 177V176H176ZM224 177V176H223ZM221 177V178H223ZM236 177V176H235ZM234 177V178H235ZM20 178V177H19ZM74 178V177H73ZM81 178V177H80ZM79 178V179H80ZM131 178V179H132ZM185 178V177H184ZM183 178V179H184ZM226 178V177H225ZM228 178V177H227ZM233 178V177H231ZM230 178V180H231ZM82 179V178H81ZM93 179V178H92ZM120 178H118L119 180ZM129 179V180H131ZM170 179V177H169ZM229 179V178H228ZM252 179V178H251ZM15 180V179H14ZM13 180V181H14ZM58 180V179H57ZM56 180V181H57ZM126 180V178H125ZM140 180V179H139ZM139 180H136L137 182ZM172 180H174V178H172ZM178 180V179H177ZM176 180V182H177ZM223 180H225L223 178ZM16 181V180H15ZM19 181V179L17 180ZM54 181V180H53ZM71 179L70 178H65L63 179L61 182L59 183H50L48 186H45L47 188H45V191L43 192V194H41L40 196H38V199L35 200L34 198L30 199V197L34 194V192L36 190L34 189H41L40 187L42 185H32V184H29V185H32L30 186V188H28V186H26L27 188H25L24 186V189H19L20 191L17 192V195L14 197V199H12L11 201H9L12 197H10V199L7 201L6 199V203L3 205V207L1 206L0 207V264L1 262H4V256H7L6 255V251H4L5 248H2V247H5V246H9V245H12V243L14 242H11L13 239L16 240V235L19 234V232L21 230H25V227H26V230L27 228H30L33 227V224L35 225V222L38 220L40 221V218L41 217H44V216H47L45 218H43V220L41 221V223H44V221L47 219V222H52L53 224L51 226H47L45 227L41 232L38 233V235H32L31 236V240L33 241H42L41 244L39 246H37L35 248L34 251L31 252L30 255H27L25 258L27 260H25L24 262L27 264H39L41 261L42 264H45V263H49L48 260L50 258V250L48 249V251L44 250L43 249V244H47L46 242L47 241H50V240H53V237L55 236L54 232H53V228H55V226L61 224L63 221L62 217L64 216V213H66V210L68 209V207L70 208V205L71 206H74V207H79V204H80V201H77L76 197L73 196V193L74 191H77V190H74V186L72 185V187L74 189H70L64 196L63 198L61 199H55V196L57 197V195L62 191V188H65L66 186L70 185L71 184ZM79 180H77L78 182ZM93 181V180H92ZM91 181V183H92ZM122 181L121 179L117 182H120ZM180 181V179H179ZM229 181V180H228ZM232 181V180H231ZM39 182V181H38ZM81 182V181H80ZM146 182V181H145ZM13 183V182H12ZM10 183V185L12 184ZM16 183V182H15ZM35 183V182H34ZM121 183V182H120ZM118 183V187H119V184ZM17 184L16 183V186L17 187ZM27 184V183H26ZM100 185V182L98 183ZM113 184V185H112ZM139 184V183H138ZM229 184V182H228ZM230 184H232V182H230ZM235 184V186L237 185ZM61 185V186H60ZM91 185V184H90ZM121 185V184H120ZM123 185V188L125 187L124 184ZM179 185H180V182H179ZM184 185V184H183ZM196 185V184H195ZM234 185V183H233ZM232 185V187H233ZM13 185L11 186L12 188L14 187ZM109 186L110 189H113V187L111 188ZM134 186V185H133ZM136 186V185H135ZM172 186V185H171ZM199 186V185H198ZM197 186V187H198ZM253 186V188H252ZM10 187V189H11ZM37 187V188H36ZM71 187V188H72ZM117 187V186H115ZM181 187V186H180ZM185 187V186H184ZM187 187V185H186ZM8 188V187H7ZM170 188V187H169ZM195 188V187H194ZM235 188V187H234ZM244 188V187H243ZM241 188V189H243ZM9 189V188H8ZM83 189V187H82ZM81 189V191H82ZM97 189V188H96ZM109 189V191H111ZM118 189H121V191L123 190L122 187L118 188ZM149 189V188H148ZM171 189V188H170ZM169 189V190H170ZM186 189V188H185ZM197 189V188H196ZM195 189V191H196ZM203 189V188H202ZM232 189V188H231ZM74 190V191H73ZM243 190H246V189H243ZM95 191V190H94ZM115 191V190H114ZM152 191V190H151ZM193 191V190H192ZM80 192V191H79ZM78 192V193H79ZM96 192V191H95ZM101 192V191H100ZM104 192V191H103ZM118 192V191H117ZM116 192V193H117ZM169 192V191H168ZM171 192V191H170ZM206 192V191H204ZM235 192V191H234ZM76 194L78 196L81 197V194ZM90 193H92L90 191ZM109 193V192H108ZM111 193V192H110ZM113 193V192H112ZM115 193V192H114ZM127 193V192H126ZM148 193V190H147V186H142V187H135L129 194L132 195L131 196V199L130 201L133 202L134 204H139L141 202H143V195ZM198 193H199V190H198ZM197 193V194H198ZM240 193V192H239ZM104 194V193H103ZM154 194V193H153ZM195 194V193H193ZM201 194V192H200ZM254 194V193H253ZM36 195V194H35ZM62 194H60L59 196H61ZM96 195L95 197H97L98 193L94 194ZM100 195V194H99ZM156 195V194H155ZM155 195H154V198H155ZM191 195V194H190ZM203 195V194H202ZM37 196V195H36ZM93 195L91 194V197L90 196H87L88 198L90 197V199L88 200V202H92L91 200H93L94 197H92ZM148 196V195H147ZM186 196V195H185ZM199 196V195H198ZM208 196V195H207ZM242 196V192H241V195L240 197ZM244 196V195H243ZM79 197V198H80ZM86 197V198H87ZM152 197V196H151ZM158 197V196H157ZM196 197V196H195ZM202 198V196H200ZM205 197V196H204ZM210 197V196H209ZM253 197V196H252ZM78 198V197H77ZM78 198V199H79ZM85 198V199H86ZM110 198V197H109ZM115 198V197H114ZM119 198V196H118ZM130 198V197H129ZM251 198V197H250ZM83 199V198H82ZM97 199V198H96ZM99 199V198H98ZM145 199V198H144ZM148 199V198H147ZM146 199V200H147ZM156 199V198H155ZM161 199V198H160ZM200 199V198H199ZM198 199V200H199ZM253 199V198H252ZM122 200V199H120ZM129 200V199H128ZM150 200L153 201V197L152 199L150 198ZM159 200V199H158ZM245 200V199H244ZM116 201V200H115ZM249 201V200H248ZM247 201V202H248ZM255 201V200H253ZM259 200H257L258 202ZM262 201V200H261ZM98 202V201H96ZM121 202V201H120ZM146 202V201H145ZM143 202V204L145 203ZM148 202V201H147ZM155 202H158V201H155ZM252 202V201H251ZM263 202V201H262ZM94 203V202H93ZM92 203V204H93ZM99 203V202H98ZM127 203V202H126ZM254 203V202H253ZM89 204V203H88ZM111 204V203H109ZM148 204V203H147ZM151 204V203H150ZM191 204V203H189ZM240 204H243V203H240ZM186 205V204H184ZM192 205V204H191ZM247 204L245 203V206ZM252 205V204H251ZM83 206V205H82ZM92 206V205H91ZM142 206V205H141ZM189 206V205H188ZM264 206V205H263ZM129 207V206H128ZM145 208L147 206H144ZM150 207V206H149ZM240 207V206H239ZM256 207V205H255ZM87 208V207H86ZM127 208V207H126ZM139 208V207H137ZM244 208V207H243ZM252 208V207H251ZM71 209V208H70ZM74 209V208H73ZM79 209V208H78ZM102 209V207H101ZM100 209V210H101ZM106 209V208H105ZM122 209L121 208V212H122ZM130 209V207H129ZM149 209V208H148ZM239 209V208H238ZM237 209V211H239ZM253 209V208H252ZM260 209V207H259ZM75 210V209H74ZM108 210V208H107ZM135 210V209H134ZM230 210V209H229ZM69 211V213L72 211V210H67ZM78 211V210H77ZM113 211V210H112ZM148 211V210H147ZM155 211V210H154ZM153 211V213H154ZM244 211V210H243ZM247 211V210H246ZM249 211V210H248ZM262 211V210H261ZM76 212V211H75ZM100 212V211H98ZM125 212V211H124ZM139 212V211H138ZM141 212V211H140ZM260 212V211H259ZM46 213H48V215H46ZM68 213V214H69ZM185 213V212H184ZM249 213V212H248ZM262 213V212H261ZM99 214V213H98ZM108 214V213H107ZM121 214V213H119ZM118 214V215H119ZM229 214V213H228ZM231 214V213H230ZM258 214V213H257ZM97 215V214H96ZM117 215V214H116ZM243 215V213H242ZM244 215H245V212H244ZM7 216L9 218H13V219H8ZM67 216V215H66ZM73 216V215H71ZM69 216V217H71ZM77 216V215H76ZM103 216V215H102ZM109 216V215H108ZM112 216V215H111ZM115 216V215H114ZM5 217V218H4ZM68 217V216H67ZM75 217V216H74ZM78 217V216H77ZM76 217V219H78ZM132 217V216H131ZM146 217V216H145ZM227 217V216H226ZM250 217V215H249ZM73 218V217H72ZM135 218V217H133ZM131 218V219H133ZM147 218V217H146ZM225 218V217H224ZM239 218V217H238ZM248 218V217H247ZM45 219V220H44ZM65 219V218H64ZM68 219V218H66ZM70 219V218H69ZM75 219V220H76ZM79 219H82L79 218ZM76 220V221H80V220ZM104 219V218H103ZM251 219V217L249 218ZM6 220V221H4ZM172 220V219H170ZM227 220V218H226ZM248 220V219H247ZM254 220V219H252ZM264 220V219H263ZM107 221V220H106ZM105 221V222H106ZM224 221V220H223ZM228 221V220H227ZM249 221V220H248ZM23 222V226L24 227H20V228H14V227H17L19 223ZM83 222V220H82ZM108 222V221H107ZM239 222V219L238 221ZM242 222V221H240ZM246 222V221H245ZM263 222V221H262ZM261 222V223H262ZM38 223V222H37ZM46 223V221H45ZM44 223V224H45ZM72 223V222H71ZM142 223V222H141ZM172 223V222H171ZM257 223V222H256ZM40 224V223H38ZM47 224V223H46ZM81 224V222H80ZM229 224V223H228ZM240 225V223H238ZM73 225V224H72ZM102 225V224H101ZM104 225V224H103ZM173 225V224H171ZM232 225V224H231ZM238 225V226H239ZM246 225V224H245ZM247 225H248V222H247ZM258 225V224H257ZM75 226V225H73ZM77 226V225H76ZM75 226V227H76ZM170 226V225H169ZM176 226V225H175ZM228 226V225H227ZM38 227V226H36ZM44 227V226H43ZM59 227V226H58ZM72 227V226H70ZM84 227V226H83ZM83 227H81L83 229ZM88 227V226H87ZM177 227V226H176ZM223 227V226H222ZM226 227V226H225ZM174 228V227H173ZM73 229V228H72ZM75 229V228H74ZM91 229H94V228H91ZM169 229L171 230V227H169ZM169 229L167 230V232L169 231ZM224 229V228H223ZM231 229V228H230ZM34 230V229H33ZM58 230V229H57ZM136 230V229H135ZM148 229L145 230V233L144 234H149V233H146ZM237 230V229H236ZM258 230V229H257ZM7 231V232H6ZM29 231V230H28ZM40 231V230H39ZM93 231V230H91ZM214 231V230H213ZM223 231V230H222ZM231 231V230H230ZM233 231V230H232ZM235 231V230H234ZM59 232V231H58ZM61 232H64V231H61ZM60 232V234H61ZM69 232V231H68ZM115 232V231H114ZM144 232V231H143ZM170 232V231H169ZM228 232V231H226ZM237 232V231H236ZM242 232V231H241ZM31 233V232H30ZM29 233V234H30ZM36 233V231H35ZM87 233V232H86ZM98 233V232H97ZM116 233V232H115ZM114 233V234H115ZM172 233V232H171ZM170 233V234H171ZM206 233V232H205ZM251 233V232H250ZM254 233V232H253ZM252 233V234H253ZM263 233V232H261ZM23 234V233H22ZM28 234V233H27ZM26 234V235H27ZM59 234V233H58ZM57 234V235H58ZM94 234V232H93ZM106 234V233H105ZM113 234V233H112ZM136 234V233H135ZM142 234V235H144ZM175 234V233H174ZM173 234V236H174ZM179 234V233H178ZM214 233H212L213 235ZM219 234V233H218ZM217 234V235H218ZM229 234V232H228ZM246 234V233H245ZM251 234V237H253ZM258 234V233H257ZM260 234V233H259ZM21 235V234H20ZM25 235V233H24ZM23 235V236H24ZM83 235V234H82ZM87 235V234H86ZM102 235V234H101ZM111 235V234H110ZM117 235V234H116ZM134 235V234H133ZM137 235V234H136ZM215 235V234H214ZM236 235V234H234ZM250 235V234H249ZM256 235V234H254ZM98 236H99V233H98ZM108 236V235H106ZM113 236V235H111ZM141 236V235H140ZM170 236V235H169ZM172 236V237H173ZM201 236V235H200ZM232 236V235H231ZM66 237V236H65ZM63 237V238H65ZM85 237V236H84ZM94 237V236H93ZM116 237V236H115ZM114 237V238H115ZM133 237V236H132ZM135 237V235H134ZM145 237V236H144ZM176 237V236H175ZM216 237V235H215ZM220 237V236H219ZM238 237V236H237ZM25 238V237H24ZM55 238V237H54ZM57 238V237H56ZM107 238V237H106ZM136 238V237H135ZM141 238V237H140ZM170 237H168L169 239ZM198 238V237H197ZM209 238V237H208ZM217 238V237H216ZM248 238V237H247ZM18 239V238H17ZM62 239V237H61ZM66 239V238H65ZM100 239V238H99ZM98 239V240H99ZM102 239V238H101ZM109 239V238H108ZM107 239V240H108ZM112 239V238H111ZM139 239V238H138ZM147 239V236L146 238ZM171 239V238H170ZM200 239V237H199ZM220 239V238H219ZM244 239V238H243ZM249 239V238H248ZM251 239V238H250ZM257 239V238H256ZM255 239V240H256ZM21 241V239H18V241ZM59 240V239H58ZM75 240V239H74ZM73 240V241H74ZM80 241V239H78ZM113 240V239H112ZM217 240V239H216ZM226 240V239H225ZM235 240V239H234ZM252 240V239H251ZM264 240V239H263ZM43 241H46V242H43ZM64 241V239H63ZM66 241V240H65ZM70 242H72L69 238ZM77 241V240H76ZM100 241V240H99ZM118 241V240H117ZM246 241V240H245ZM253 241V240H252ZM104 242V241H103ZM105 248L104 249H111V248H114L111 243V241H105ZM143 241H141L142 243ZM145 242V241H144ZM168 242V241H167ZM201 242V241H200ZM205 242V241H204ZM221 242V241H220ZM232 242V241H231ZM19 242H17L18 244ZM52 243V242H51ZM74 243H76L74 241ZM84 243V242H83ZM96 243V242H95ZM199 243V242H198ZM251 243V242H250ZM260 243H261V240H260ZM16 244V243H15ZM20 244V243H19ZM44 244V245H45ZM81 244V242H80ZM88 244V243H87ZM86 244V245H87ZM97 244V243H96ZM118 244H119V241H118ZM117 244V245H118ZM170 244V243H169ZM201 244V243H200ZM211 244V243H210ZM241 244V242H240ZM256 244V243H255ZM253 244V245H255ZM50 245V244H49ZM56 245V244H54ZM168 245V244H167ZM244 245V244H243ZM260 245V244H259ZM262 245V244H261ZM16 247V245H14ZM53 246V245H52ZM89 246V245H88ZM93 246V245H92ZM91 246V247H92ZM238 246V244H237ZM252 246V245H251ZM14 247V248H15ZM18 247V246H17ZM87 247V246H86ZM119 248V245L117 246ZM213 247V245H212ZM224 247V245H223ZM227 247V246H226ZM249 247V245H248ZM9 248V247H8ZM12 248V246H11ZM51 248V247H50ZM56 248V246H55ZM61 248V247H60ZM71 248V247H70ZM70 248H63V253H67V251H69L68 249ZM94 248V247H93ZM209 248V247H208ZM222 248V247H221ZM235 248V247H233ZM251 248V247H250ZM261 249L263 248L260 247ZM59 249V248H58ZM91 249V248H90ZM197 249V247H196ZM195 249V251H196ZM200 249V248H199ZM217 249V248H216ZM220 249V248H218ZM255 249V248H253ZM53 250V249H52ZM72 250V249H71ZM239 250V249H238ZM258 250V249H257ZM17 251V250H16ZM54 251V250H53ZM78 251H82V250H79ZM76 251V252H78ZM217 251V250H216ZM234 251V250H233ZM237 251V250H236ZM248 251V249H247ZM255 251V250H254ZM11 252V250H10ZM52 252V251H51ZM105 252V251H104ZM108 252V251H107ZM112 252V251H111ZM116 252V251H115ZM114 252V253H115ZM199 253V251H197ZM196 252V253H197ZM201 252V251H200ZM231 252V251H230ZM261 252V251H260ZM93 252H90L89 254H91ZM95 253V251H94ZM195 253V252H194ZM220 253V252H219ZM236 253V252H234ZM244 253V252H243ZM249 253V251H248ZM251 253V252H250ZM256 253V252H255ZM263 253V252H262ZM54 255H56L55 253H53ZM76 254V253H74ZM82 254V253H80ZM207 257H210V259H214L213 257L215 256V253H213V250L212 249H209L206 253ZM218 254V253H217ZM229 255H231L230 253H227ZM226 254V255H227ZM241 254V253H240ZM245 254V253H244ZM17 255V254H16ZM84 255V253H83ZM88 255V254H87ZM93 255V254H92ZM91 255V256H92ZM122 255V254H121ZM183 255V254H182ZM195 255V254H194ZM227 255V256H229ZM255 255V254H254ZM10 256V254L8 255ZM86 256V255H85ZM111 256V255H110ZM184 256V255H183ZM197 256V255H196ZM202 256V255H201ZM200 256V257H201ZM219 256V255H218ZM226 256V257H227ZM241 256V255H240ZM56 257V256H55ZM63 257V256H62ZM78 257V256H77ZM87 257V256H86ZM127 257V256H126ZM199 258V256H197ZM204 256H202L203 258ZM206 257V256H205ZM217 257V256H216ZM232 257V256H231ZM259 257V256H258ZM60 258V257H59ZM68 258V257H67ZM79 258V257H78ZM82 258V257H81ZM84 258V257H83ZM107 258V257H106ZM183 258V257H182ZM219 258V257H218ZM239 258V257H238ZM248 258V257H247ZM58 259V258H56ZM64 259V258H63ZM110 259V258H109ZM108 259V260H109ZM115 259V258H114ZM169 259V258H167ZM196 259V258H195ZM204 259V258H203ZM222 259V258H221ZM241 259V258H240ZM10 260V259H9ZM38 262H34V261H37ZM53 260V259H52ZM60 260V259H58ZM75 260V258H74ZM77 260V258H76ZM171 260V259H170ZM185 260V259H184ZM183 260V261H184ZM200 260V259H199ZM216 261H218V259L216 258L215 259ZM229 260V258H228ZM233 260L235 261V258L233 257ZM254 260V258L252 259ZM65 261V260H64ZM107 261V260H106ZM179 261V260H178ZM190 261V260H189ZM222 261V260H221ZM231 261V259H230ZM229 261V262H230ZM55 262V261H53ZM71 262V261H70ZM180 262V261H179ZM188 262V261H187ZM233 262V261H232ZM40 263V264H41ZM108 263V262H107ZM114 263V262H111V264ZM186 262H184L183 264H185ZM196 263V262H195ZM194 263V264H195ZM198 263V262H197ZM196 263V264H197ZM203 263V262H202ZM205 263V262H204ZM227 263V262H226ZM240 263V262H239ZM243 263V262H242ZM4 264V263H3ZM51 264V262H50ZM55 264V263H53ZM57 264V263H56ZM79 264V263H78ZM80 264H85V262H82ZM94 264V263H93ZM104 264V262H103ZM116 264V262H115ZM188 264V263H187ZM224 264V263H223ZM231 264V262H230ZM233 264V263H232ZM237 264V263H236Z\"/></svg>",
  "mask_w": 264,
  "mask_h": 264
}]
</instances>
